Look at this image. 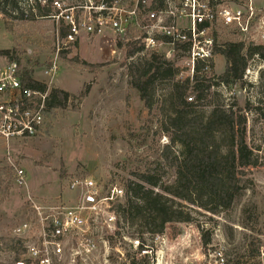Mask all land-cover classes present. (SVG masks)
<instances>
[{
    "label": "rangeland",
    "instance_id": "rangeland-1",
    "mask_svg": "<svg viewBox=\"0 0 264 264\" xmlns=\"http://www.w3.org/2000/svg\"><path fill=\"white\" fill-rule=\"evenodd\" d=\"M249 1L256 14L263 16L264 0ZM8 17H0V51H9L2 57L18 61L23 73L29 71L32 79L63 90L71 98L65 107L44 113L43 130L36 137L8 143L0 139V238L11 236L18 224L30 218L28 197L40 204L59 198L67 201L71 198L67 184L73 177H93L124 190L127 181L134 180L132 173L144 166H163L159 155L169 143L160 130L159 112L169 83L157 84L156 103L150 110L130 85L128 68L146 53L125 58V51L118 48L122 43L112 31L98 36L81 34L72 47L57 52L62 38L60 27L52 20L38 19L31 25ZM214 37L216 48L227 42L257 45L251 39V29L242 34L220 27ZM172 62L182 68L183 57ZM50 63L56 64L57 72L47 82L43 71ZM84 63L96 68H85ZM247 66L243 85L221 86L217 77L223 74L225 61L215 55L211 71L205 74L212 79V87L197 102L196 109L208 112L215 105H249L250 110L245 111L246 141L256 166L245 170L235 189H226L223 170L201 162L192 164L190 171L197 179L208 175L216 182L220 193L218 215L194 213L190 224L168 225L159 235L162 241L156 243L155 236L125 224L109 240L108 247L100 246L95 255L98 260L103 261L107 255L110 264L130 263L135 260L131 242L138 240L161 251L163 264H215L208 257L209 250H220L225 264H263L264 122L259 115L263 110L254 108L264 109V61L253 57ZM12 163L24 171L25 185L16 182ZM165 172V179L170 181L172 171ZM203 237L209 238L206 246ZM14 260L15 254L0 251V264H14Z\"/></svg>",
    "mask_w": 264,
    "mask_h": 264
},
{
    "label": "built area",
    "instance_id": "built-area-1",
    "mask_svg": "<svg viewBox=\"0 0 264 264\" xmlns=\"http://www.w3.org/2000/svg\"><path fill=\"white\" fill-rule=\"evenodd\" d=\"M20 1L24 19L29 13L35 14L36 2L51 9L45 19L65 30L57 52L72 47L81 34L98 36L112 31L121 43L141 45L144 53L154 51L171 62L183 57L185 71L180 79L191 78L197 65H202L203 73L210 72L216 48L214 35L220 27L242 34L251 29L253 42L264 43V15H257L249 0L243 4L222 0ZM56 72V64L50 63L43 76L48 82ZM46 96L24 85L19 64L0 55V139L8 143L39 135ZM11 168L16 182L25 185L24 171L13 163ZM67 188L71 194L67 201L59 198L40 204L28 197L30 218L12 230L11 237L19 239L24 250L21 260L14 264H110L107 255L103 261L95 255L124 227L116 210L124 200V190L93 177H73ZM162 239L155 235L154 242ZM131 243L135 260L126 264H163L161 251L138 240ZM260 255L264 264V247ZM208 257L215 264H225L220 250H209Z\"/></svg>",
    "mask_w": 264,
    "mask_h": 264
},
{
    "label": "trees",
    "instance_id": "trees-1",
    "mask_svg": "<svg viewBox=\"0 0 264 264\" xmlns=\"http://www.w3.org/2000/svg\"><path fill=\"white\" fill-rule=\"evenodd\" d=\"M20 2L0 0L1 14L33 25L34 21L51 13L48 6L36 2L35 14L29 13L24 19ZM60 35L61 38L65 35L63 28ZM118 48L125 51V58L143 52V47L133 41L122 42ZM8 52L0 51V55ZM145 53L128 68L130 85L138 93L144 107L150 110L156 103L157 84L169 83L159 107L162 116L160 130L169 143L161 148L159 156L162 167L144 166L132 173L134 180L127 181L124 200L116 206V210L124 225L136 226L140 231L155 236L161 235L170 224L192 223L193 214L199 211L218 215L220 193L216 182L208 175L197 179L190 171L192 164L201 162L223 170L226 189H235L242 181L245 170L256 166L257 161L246 141L245 111L250 110L249 105L245 104L243 108L236 104L228 108L215 105L208 112L198 111L197 102L206 97L213 82L202 72V65L195 67L191 78L176 80L184 73L183 67H176L173 62L154 51ZM214 55L222 56L225 61L224 72L217 77L219 84L224 87L236 84L241 86L248 60L257 57L264 61V47L250 44L246 47L242 42H227L215 48ZM84 67L96 68L86 63ZM21 81L32 90L47 94L45 111L61 109L71 98L63 90L32 79L29 71H21ZM190 97L191 102L187 101ZM254 110H263L259 115L264 122V109L257 107ZM165 170L173 173L170 181L165 179ZM208 243L209 238L203 237L202 244L206 246ZM0 251L15 254L14 262L21 260L24 254L21 241L11 236L0 238Z\"/></svg>",
    "mask_w": 264,
    "mask_h": 264
}]
</instances>
